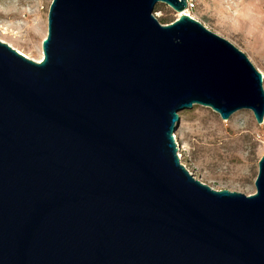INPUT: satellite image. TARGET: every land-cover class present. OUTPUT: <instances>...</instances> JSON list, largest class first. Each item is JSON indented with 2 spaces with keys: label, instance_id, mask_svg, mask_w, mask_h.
Returning <instances> with one entry per match:
<instances>
[{
  "label": "water",
  "instance_id": "water-1",
  "mask_svg": "<svg viewBox=\"0 0 264 264\" xmlns=\"http://www.w3.org/2000/svg\"><path fill=\"white\" fill-rule=\"evenodd\" d=\"M188 0H53L41 62L0 41V264H264L256 193L179 157L180 113L264 124V76Z\"/></svg>",
  "mask_w": 264,
  "mask_h": 264
},
{
  "label": "rangeland",
  "instance_id": "rangeland-1",
  "mask_svg": "<svg viewBox=\"0 0 264 264\" xmlns=\"http://www.w3.org/2000/svg\"><path fill=\"white\" fill-rule=\"evenodd\" d=\"M53 0H0V40L31 60L44 58L43 42ZM189 15L244 52L264 76V0H188ZM161 24L180 17L159 3ZM175 133L182 164L215 190L247 196L256 193L264 156V124L243 110L224 121L212 109L196 105L180 113ZM182 155V158H181Z\"/></svg>",
  "mask_w": 264,
  "mask_h": 264
},
{
  "label": "bare ground",
  "instance_id": "bare-ground-1",
  "mask_svg": "<svg viewBox=\"0 0 264 264\" xmlns=\"http://www.w3.org/2000/svg\"><path fill=\"white\" fill-rule=\"evenodd\" d=\"M182 14H187V15H189V11H185L184 13H181V15H182ZM181 15H180V16H181ZM189 16H190V15H189ZM0 41H1V40H0ZM22 54H23V53H22ZM42 59H43V57L40 59V61H41ZM180 154H181V153H180ZM181 158H182V155H181Z\"/></svg>",
  "mask_w": 264,
  "mask_h": 264
},
{
  "label": "trees",
  "instance_id": "trees-1",
  "mask_svg": "<svg viewBox=\"0 0 264 264\" xmlns=\"http://www.w3.org/2000/svg\"><path fill=\"white\" fill-rule=\"evenodd\" d=\"M175 21H173V22H171V23H169V22H164V24L163 25H170V24H172V23H174Z\"/></svg>",
  "mask_w": 264,
  "mask_h": 264
},
{
  "label": "built area",
  "instance_id": "built-area-1",
  "mask_svg": "<svg viewBox=\"0 0 264 264\" xmlns=\"http://www.w3.org/2000/svg\"><path fill=\"white\" fill-rule=\"evenodd\" d=\"M189 4V3H188ZM189 7H190V4H189V6H188V9H189ZM176 137V136H175ZM179 156H180V154H179Z\"/></svg>",
  "mask_w": 264,
  "mask_h": 264
}]
</instances>
